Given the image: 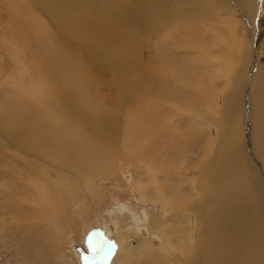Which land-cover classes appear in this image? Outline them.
Segmentation results:
<instances>
[{
  "label": "bare ground",
  "instance_id": "6f19581e",
  "mask_svg": "<svg viewBox=\"0 0 264 264\" xmlns=\"http://www.w3.org/2000/svg\"><path fill=\"white\" fill-rule=\"evenodd\" d=\"M260 1L62 0L59 3V0H42L34 5L37 14L45 7L57 17V20H49L50 24L62 25L71 32L64 42L68 48L87 47L97 52L101 62L108 67H105L104 75L93 71L99 65L97 62H89L85 67L98 80L109 79L111 71L110 80L115 89L111 85L81 89L66 84V81L74 82L78 77L66 79L64 72L51 68L49 60L38 68L36 60L43 52L34 39L33 26L29 28L33 21L31 15L26 18L20 14L16 16L25 32L18 33L10 22L4 24L11 39L16 41L10 54L12 61L7 57L0 64V72L11 67L14 71V82L10 79L13 86L0 89V116L4 128L12 134V140L20 148H25L22 162L27 165L22 171L21 185L16 187L19 191L13 193L5 204V209L14 207L12 222L17 224L21 219L43 222L46 228H42V233L48 234L47 238L44 236L45 252L49 253L50 247L58 246L59 240H52L54 236L61 237L62 233L57 227L55 233L50 232L47 228L51 223L47 224L51 217L56 220L54 214L59 213L61 200L71 195L69 184L78 188L79 176L81 180H87L90 173L96 175L95 172L108 171L125 153L108 155L101 148L93 149L87 144L88 137L98 136L97 129L101 124L107 127L106 137L117 135L114 114L109 111L117 92L125 104L133 103L137 98L148 102L167 101V108L172 106L177 112L193 113L195 117L190 116V120L200 125L205 123L216 132L198 155L200 163L204 149L212 148L217 154L204 167V177H182L186 189L193 195V205L186 206L189 200L186 194L167 198L164 193L157 195L158 200L164 197L162 199L170 202L168 210L183 212L191 209L197 217L198 237H191V241L196 239V244L187 246L184 258L180 256L179 262L173 259L174 264H264V76H253L248 84L249 97L244 104L246 81L243 71L257 51L250 54L238 39L245 31L246 21L250 22V28H254L249 6ZM212 15L226 16L227 19L224 23L215 17L221 30H212L210 38L200 41L198 32L203 28L200 24L210 28L211 24L205 21ZM224 31H230V34L224 37ZM254 35L255 32L251 31V43ZM191 39V48L178 52L183 55L179 54L177 58L181 65L176 72L161 51L171 47L173 51L177 44ZM224 42L230 47L237 46L241 73L235 74L238 71H234L230 63L233 61L225 63L221 59L228 55L223 52ZM262 46L258 55L264 52V43ZM34 51L37 55L33 60ZM162 64L166 69L158 67ZM200 72L206 75L221 73L222 78L235 74L234 90L226 96L220 95L222 106L215 113L207 105L213 91L208 82H204L205 77L197 78L196 73ZM163 73L174 78L175 82L165 78ZM172 83L174 85L170 87ZM95 91L97 95L91 96ZM88 97L90 101H86ZM99 103L107 110L97 107ZM126 123L131 124L132 119H127ZM129 128L125 126L122 132L126 133ZM24 133H29L32 141L22 137ZM134 135L148 139L142 131L134 132L131 137ZM130 141L129 138L124 142L129 144ZM4 162L10 168V164ZM202 165L198 170L203 168ZM153 168L150 167L151 172ZM62 178L65 184L60 181ZM22 198L32 204L28 207L29 203H26L25 211L21 207ZM157 199L147 200L156 202ZM159 247L173 255V246H165L159 240ZM123 257L122 253V258L117 259L118 264L129 263V260L122 261ZM142 263L147 264V261Z\"/></svg>",
  "mask_w": 264,
  "mask_h": 264
},
{
  "label": "rangeland",
  "instance_id": "374dc122",
  "mask_svg": "<svg viewBox=\"0 0 264 264\" xmlns=\"http://www.w3.org/2000/svg\"><path fill=\"white\" fill-rule=\"evenodd\" d=\"M40 1L42 0H1L0 64L1 60L7 57L11 60L10 54L16 41L11 39L4 24L10 22L18 33L25 32L26 29L17 21L16 16L20 14L26 18L27 15H31L33 21L29 28L33 26L34 39L43 52L36 60L38 68L49 60L52 63L51 68L64 72L66 79L71 76L78 77L74 82L66 81V84L76 85L81 89L84 87L98 89L105 85L114 87L110 80L111 71H109V79L98 80L85 67L89 62H97L99 65L93 68V71L104 75L105 67H108L101 62L96 51L87 47L68 48L64 42L68 40L71 32L62 25L59 27L50 24L49 20H57V17L47 12L45 7L40 14H37L33 6L38 2L41 3ZM59 3H62V0H59ZM249 14L254 17V28H250V22L246 21L245 31L243 30V34L238 37L240 41L238 39L237 41L243 49L252 54L253 50L258 52L263 48L264 0L252 3L249 6ZM215 17L218 20L222 19L224 23L227 19L226 16L223 18L216 15L206 19L208 22L205 21V23H210L211 26L209 28L200 24L204 28L198 32L200 41L210 38L212 30H221L219 27L221 25L218 26ZM191 31L189 32L193 33ZM251 31L255 32L252 43L250 41ZM228 33L230 34V31L225 32L224 37H227ZM30 37L33 38L31 35ZM192 42V39L183 41L177 44V48L173 51L172 47L161 51L165 55L164 58L172 62V67L176 72L181 65L177 59L180 54L178 52L190 49ZM197 44L200 46V42ZM42 45H44L43 49ZM216 48L214 49L217 50ZM223 48H225L223 52L228 54L221 57L223 62L233 61L230 63L234 71H238L235 74L241 73L243 70L239 68L240 63L236 56L237 46L230 47L227 42H224ZM257 52L250 60L249 66L243 71L246 81V87L243 90L244 104L249 97L248 84L253 76L257 74L264 76V52L260 55ZM36 55L34 51L33 60ZM158 67L166 69L163 64ZM235 74L222 78L221 73L211 72L208 75L203 72L196 73L198 79L199 77L206 78L204 82H208L210 90L213 91L207 100V105L214 113L221 109L223 99L219 101L220 95L226 96L234 90L233 77ZM163 75L166 74L163 73ZM215 77L217 78L213 79ZM12 78L14 79L12 67L0 72V89L12 87L13 83H10ZM165 78L175 82L174 78L167 77V75ZM8 79L9 82H7ZM171 85L174 83L169 86L172 87ZM195 91L199 92L197 89ZM96 95V91L91 93V96ZM86 101H90L89 97ZM119 103L122 104V109ZM168 104L167 101L148 102L139 98L133 103L125 104L118 98L116 92L113 98V108L109 111L114 114L117 135L112 138L106 137L107 127L101 124L97 129L98 136L88 137L87 144L93 149L101 148L108 155H114L115 152L125 153L119 156L120 158L113 163L110 170L95 172L96 175L90 173L87 180H81L79 176L77 178L78 188L69 184L68 190L71 195L61 200L64 203H60L59 213L54 214L56 220L54 221L51 217L47 224L51 223L47 228L50 232L55 233L57 227L62 233L61 237L54 236L52 241L59 240L58 246L54 249L50 247L49 253L45 252L44 243L46 241L44 236L48 234L42 233V228H46V225L43 222L41 225L37 220L35 223L32 220L23 219L14 224L10 219L14 214H11L14 207L9 208L10 211L5 209L8 198L13 197V193L16 194L19 191L16 187L21 185L22 171L27 168V165L22 162L25 148H20L19 144L12 140V134L4 128L5 124L0 116V264H118L117 259L122 258V253L124 254L122 261L128 262L129 260L130 264H143V261H147V264L149 262L174 264L175 261L179 262L180 256L184 258L187 246L196 244V239L191 241V237H198L196 213L191 209H184L183 212L176 209L170 211L168 210L171 207L170 202L162 199L164 197L158 200L157 195L162 196L164 193L167 198L186 194L189 197L186 206L193 205V195L186 189L182 177H204L202 172L204 167L217 154L212 148L204 149L200 163L198 155L200 150L209 144L211 136L216 135V132L205 123L200 125L190 120V116L195 117L193 113L177 112L172 106L167 108ZM97 107L106 109L102 103H99ZM244 113L247 114L248 111L244 109ZM219 115L220 112L216 114V117L218 118ZM130 118L132 123L127 125L126 121ZM125 126L130 127L126 133L122 132ZM140 131L148 139L139 138L136 135L131 137L134 132ZM161 131L162 134L159 133ZM22 137L30 138L32 141L29 133H24ZM129 138L130 143L125 144L124 141ZM203 160L205 162L202 165ZM4 161L10 164V168H7ZM201 165L203 168L198 170ZM151 166L154 167L152 172L150 171ZM54 168L59 169V167ZM60 181L65 184L64 178ZM89 186L92 187L88 189ZM148 198H155L158 201L152 202L147 200ZM26 203L29 202L22 198L21 207L23 206L24 211ZM30 204L31 202L28 207ZM27 228L29 231L26 230ZM33 231H37L38 234ZM159 240L165 246H173V255L159 247ZM57 253L61 255L58 256ZM173 259L175 261H172Z\"/></svg>",
  "mask_w": 264,
  "mask_h": 264
}]
</instances>
